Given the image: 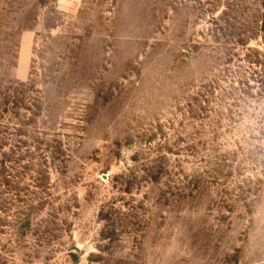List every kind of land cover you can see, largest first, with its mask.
<instances>
[{
	"label": "rangeland",
	"instance_id": "1",
	"mask_svg": "<svg viewBox=\"0 0 264 264\" xmlns=\"http://www.w3.org/2000/svg\"><path fill=\"white\" fill-rule=\"evenodd\" d=\"M0 264H264V0H0Z\"/></svg>",
	"mask_w": 264,
	"mask_h": 264
},
{
	"label": "trees",
	"instance_id": "2",
	"mask_svg": "<svg viewBox=\"0 0 264 264\" xmlns=\"http://www.w3.org/2000/svg\"><path fill=\"white\" fill-rule=\"evenodd\" d=\"M42 3V0H39Z\"/></svg>",
	"mask_w": 264,
	"mask_h": 264
}]
</instances>
